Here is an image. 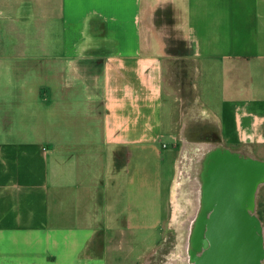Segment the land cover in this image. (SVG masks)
I'll list each match as a JSON object with an SVG mask.
<instances>
[{
	"label": "crops",
	"instance_id": "0c3cea01",
	"mask_svg": "<svg viewBox=\"0 0 264 264\" xmlns=\"http://www.w3.org/2000/svg\"><path fill=\"white\" fill-rule=\"evenodd\" d=\"M214 153L264 162V0H0V264H136Z\"/></svg>",
	"mask_w": 264,
	"mask_h": 264
},
{
	"label": "water",
	"instance_id": "95a60500",
	"mask_svg": "<svg viewBox=\"0 0 264 264\" xmlns=\"http://www.w3.org/2000/svg\"><path fill=\"white\" fill-rule=\"evenodd\" d=\"M225 155L229 158L208 172L204 196L210 215L205 219L201 244H195L202 251L191 254L192 259L194 264H262L264 236L254 200L264 162L257 161L250 174L239 159ZM230 172L238 181L228 178Z\"/></svg>",
	"mask_w": 264,
	"mask_h": 264
},
{
	"label": "rangeland",
	"instance_id": "374dc122",
	"mask_svg": "<svg viewBox=\"0 0 264 264\" xmlns=\"http://www.w3.org/2000/svg\"><path fill=\"white\" fill-rule=\"evenodd\" d=\"M55 28L57 34L54 31H49L46 32V34H44L41 38L46 41H51L55 38H63L64 32L61 30V28L58 26ZM29 33L30 41L33 43L36 42L39 36L36 35L34 29H31ZM185 72L184 64H178L174 74L172 71H170L168 73L169 75L166 76V84L173 85L174 82L175 85L178 83L181 84L185 80L186 76H183ZM173 75L175 76L173 77ZM188 174H190V172H188ZM188 178L191 177L188 175ZM191 186L192 188L195 187L191 185L190 182L183 183L181 185L179 188L180 192L178 200L173 199L168 204L167 215L164 218L162 238L160 242L154 249L153 253H149L148 255L144 256L136 264H188L186 261L188 256V226L191 221L190 218L192 213L195 210L194 205H190V200H193V195L190 194L191 192L189 190ZM257 191V207L255 209V215L262 223L264 236V186H260ZM192 245L193 243H191V246ZM194 249H191L192 254H195ZM262 264H264V260Z\"/></svg>",
	"mask_w": 264,
	"mask_h": 264
},
{
	"label": "bare ground",
	"instance_id": "6f19581e",
	"mask_svg": "<svg viewBox=\"0 0 264 264\" xmlns=\"http://www.w3.org/2000/svg\"><path fill=\"white\" fill-rule=\"evenodd\" d=\"M199 142H200V140H199ZM210 153L211 152H209V151L208 152L206 151V152L202 153L203 159H206V162L208 160L207 157H208V155ZM204 155H207V156H204ZM214 156L217 157V161H224V160H227L229 158V157H227V155H225L223 153H216ZM240 162L243 163V166L246 168L247 172L248 171L250 172V174H253L252 172H253L254 167L258 166L257 161L250 160V161H240ZM203 163H204V161H203ZM259 172H260V175L256 179V183H257L256 184V186H257L256 189L258 187H260V186H264V170H261L259 168ZM188 175L191 177V174H187L186 178H188ZM202 175L203 174H202L201 166H200L198 168V171H197V174H196V180H195L196 187H198V186L199 187L198 188H192V187L190 188V192H191L190 194L193 195V200H190V199L189 200H190V203L192 205H194L195 210L192 213V216L190 218L191 221H190V224L188 226V229H189L188 245H187V255L188 256L186 258V261H187L188 264H194V261H193L192 256H191V254H192L191 249L192 248L193 249L195 248L194 249V253L196 255H199V253L202 251V248L201 247L196 248L195 244H201V242H202V239H203L202 236H203L205 219L207 218V215H208L209 209H210V207L208 208L207 203H205V204L202 203V198H203L202 197L203 196V194H202V192H203L202 191V189H203L202 188L203 176ZM182 199H183V197H182ZM261 230H262V233H263V228ZM191 243H193L192 246H191Z\"/></svg>",
	"mask_w": 264,
	"mask_h": 264
},
{
	"label": "flooded vegetation",
	"instance_id": "af4514ba",
	"mask_svg": "<svg viewBox=\"0 0 264 264\" xmlns=\"http://www.w3.org/2000/svg\"><path fill=\"white\" fill-rule=\"evenodd\" d=\"M232 175H233V173L230 172V173L228 174V176H229L228 178H230V179L233 180L234 182L238 181V180L235 179V176L232 177ZM257 194H258V191L256 192L255 200H254V203H255V209H256V207H257ZM209 215H210V213H208L207 218L209 217Z\"/></svg>",
	"mask_w": 264,
	"mask_h": 264
}]
</instances>
